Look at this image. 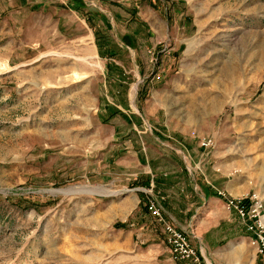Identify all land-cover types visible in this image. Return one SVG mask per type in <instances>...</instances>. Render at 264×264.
<instances>
[{
    "label": "rangeland",
    "instance_id": "1",
    "mask_svg": "<svg viewBox=\"0 0 264 264\" xmlns=\"http://www.w3.org/2000/svg\"><path fill=\"white\" fill-rule=\"evenodd\" d=\"M218 192L264 197V0H0V264H173L149 201L255 264Z\"/></svg>",
    "mask_w": 264,
    "mask_h": 264
},
{
    "label": "built area",
    "instance_id": "2",
    "mask_svg": "<svg viewBox=\"0 0 264 264\" xmlns=\"http://www.w3.org/2000/svg\"><path fill=\"white\" fill-rule=\"evenodd\" d=\"M212 140L203 138L200 146H212ZM217 196L225 201L226 208L232 212L247 235L249 245L255 251V264H264V197L256 193L240 196ZM148 214L161 227L163 243L168 249L173 264H204L199 250L192 244L190 234L169 221L162 206L149 201Z\"/></svg>",
    "mask_w": 264,
    "mask_h": 264
},
{
    "label": "trees",
    "instance_id": "3",
    "mask_svg": "<svg viewBox=\"0 0 264 264\" xmlns=\"http://www.w3.org/2000/svg\"><path fill=\"white\" fill-rule=\"evenodd\" d=\"M77 9H78V11H80L79 8H77ZM91 16L92 15L90 13H86V17H87L86 19H87V21L89 22V24L91 26H93V22H92V17ZM97 47H98V51H99L100 57H102V58L103 57L104 58H112V57L115 56V51H113L112 49H109L107 47H104V44L103 43L100 42L99 44H97ZM110 65H113V64L108 63V66L109 67H110ZM114 228H117V229L124 228V225L118 223V224H115Z\"/></svg>",
    "mask_w": 264,
    "mask_h": 264
},
{
    "label": "bare ground",
    "instance_id": "4",
    "mask_svg": "<svg viewBox=\"0 0 264 264\" xmlns=\"http://www.w3.org/2000/svg\"><path fill=\"white\" fill-rule=\"evenodd\" d=\"M84 62V61H83ZM102 190V189H99ZM99 190H94V189H86V188H80V189H75V188H70L67 190H61V191H55L54 194H62V195H71V194H99ZM113 193H108L105 194V196H112ZM236 251V250H235Z\"/></svg>",
    "mask_w": 264,
    "mask_h": 264
},
{
    "label": "crops",
    "instance_id": "5",
    "mask_svg": "<svg viewBox=\"0 0 264 264\" xmlns=\"http://www.w3.org/2000/svg\"><path fill=\"white\" fill-rule=\"evenodd\" d=\"M237 192H232V195H234V194H236ZM243 195V194H242ZM235 196V195H234ZM240 196V195H239ZM171 220H173V218L170 216L169 217ZM241 254H242V252H241V250H240V248H237L236 249V251H234L233 252V254H232V257H234V258H236L237 260V264H242V263H244V260L241 258Z\"/></svg>",
    "mask_w": 264,
    "mask_h": 264
}]
</instances>
